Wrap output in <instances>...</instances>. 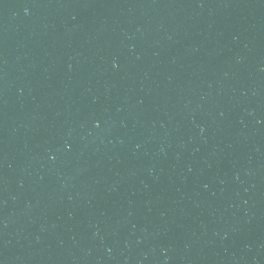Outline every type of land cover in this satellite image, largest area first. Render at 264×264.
<instances>
[{
	"label": "water",
	"instance_id": "water-1",
	"mask_svg": "<svg viewBox=\"0 0 264 264\" xmlns=\"http://www.w3.org/2000/svg\"><path fill=\"white\" fill-rule=\"evenodd\" d=\"M0 264H264V0H0Z\"/></svg>",
	"mask_w": 264,
	"mask_h": 264
}]
</instances>
